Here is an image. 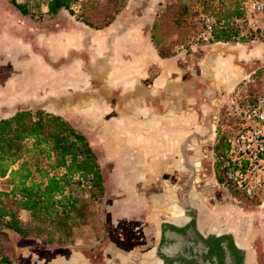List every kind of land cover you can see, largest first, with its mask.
<instances>
[{
  "label": "crops",
  "instance_id": "0c3cea01",
  "mask_svg": "<svg viewBox=\"0 0 264 264\" xmlns=\"http://www.w3.org/2000/svg\"><path fill=\"white\" fill-rule=\"evenodd\" d=\"M147 2L148 7L143 5ZM159 2L132 0L101 29L79 23L61 9L45 15L42 28L0 31V63L14 69L0 88V100L8 106L50 103L66 120L72 115L79 118L77 129L98 156L106 181L109 237L104 240L90 226H83L77 230L83 235L65 247L69 254L53 257L51 264H163L156 255L161 226L181 228L191 221L186 190L182 193L180 185L171 183L158 192L153 188L164 173L178 180L187 172L182 147L194 125L181 100L187 97L188 85L202 78L196 75L189 80L188 72L195 70L186 64L185 54L163 57L151 40ZM12 22L7 19V26ZM220 48L215 46L217 51ZM208 55L203 62L207 68L223 61L216 53L214 59ZM196 221L206 236L232 233L221 216L212 219L211 233L205 234ZM125 224L132 229L130 234H124Z\"/></svg>",
  "mask_w": 264,
  "mask_h": 264
},
{
  "label": "rangeland",
  "instance_id": "374dc122",
  "mask_svg": "<svg viewBox=\"0 0 264 264\" xmlns=\"http://www.w3.org/2000/svg\"><path fill=\"white\" fill-rule=\"evenodd\" d=\"M17 1L20 2L21 0ZM130 1L132 0H100L85 4L76 13L69 10L67 12L77 22L99 29L111 24L131 5ZM45 4L46 0L30 2L27 4L28 14L23 16L21 13H18L17 9L8 0H0V31H33L36 28H42V24L45 23L44 19H48L45 16L47 14L44 13L46 10ZM143 5L148 7L149 2ZM138 6L139 4L137 8ZM202 13V7L195 0H161V2L155 4L153 24H158L161 52L169 55L168 57L181 52L184 53L186 60L188 58L186 64L193 66L192 69L195 70V73L188 72L187 77L189 80L192 79V76L197 75L198 77H202L199 80L203 82L204 78L208 76L204 71L211 69L214 77L213 85L216 90L212 102L215 107L212 122L213 134L210 141L204 144V146H200L198 137H193L195 133L202 134V129L198 125L200 114L197 113L193 104V108L189 107L192 110L191 113L193 112L196 115L195 120L192 119L194 115L189 118L190 123L194 125V129L189 132L187 138L194 144L192 147L194 154L188 153L187 167V172H194L192 183L189 177L187 179L183 178L185 172L180 179L177 176L178 180L164 173L163 179L157 180L154 185L155 187H152L158 192L160 188L177 184L181 186L182 193L186 190V209L188 206H191L193 209L187 211V214L194 217L195 210L197 213L200 212L199 225L201 229L205 230V234L209 231L214 232L213 226L210 223H212V219H218L219 216H221L223 224L231 226L230 229L235 235L240 224L241 227H239L240 229L242 228V233L240 237L236 236L237 243L241 247H245L251 264L252 262L253 264H264V196L247 198L232 187L226 178V170L224 171L223 168V165L225 166V157L221 152L222 146L224 147L227 144L228 139L234 132L235 121L228 110L230 103L235 101L241 105H248L253 103L259 96H264V13L252 14L245 11V17L238 22L240 31L238 37L244 38L245 43H240V40L236 39L225 44L212 43L210 38L206 40L201 20ZM10 18L13 22L7 26V19ZM215 46L221 47L220 51H217ZM33 50L40 52L35 46H33ZM210 52L216 53L219 59L223 61L218 64H211L207 68V65L204 64V66L203 62ZM200 65H203L201 69ZM12 73H14V69L11 66L0 63V88L1 86L4 87L5 79ZM196 82L194 81L191 85H194ZM3 103L0 100V119L14 114L20 105H41L46 113L56 115L60 113H58L56 107H51L50 103L46 104L45 102L38 104L28 101L24 104H9V106ZM77 119L79 118L72 115L71 120L67 121L77 129ZM218 143L221 146H218L215 150ZM181 158L182 165L185 166L184 158ZM216 161L221 164L218 171L215 170ZM187 181L191 186H185ZM10 189L11 187L7 183V179H0V192H9ZM104 203L105 194L100 203L96 201L91 202L88 212V222L85 223V226H90L97 232V236L101 235L105 240L110 233L106 232ZM159 214L161 213L157 214V220H161ZM18 216L22 223L30 228L31 233L27 238H21L12 231H8L7 238L0 236L1 254L11 264H31L33 262L34 264H51L53 257L68 255L69 252H67L65 247L73 245L77 235H83L81 232L77 234V230L79 229H75L70 236V240H68V245H47L43 243V233L38 234L33 228L29 212L19 211ZM125 225L127 227L124 228V234H130L132 229L128 224ZM247 232L249 237L243 235ZM111 236L116 237L117 234L113 233ZM178 243H170L165 247V250L173 251V246H176ZM99 245L98 243L95 246ZM121 246L129 247V245H124L123 243H121Z\"/></svg>",
  "mask_w": 264,
  "mask_h": 264
},
{
  "label": "trees",
  "instance_id": "16d2710c",
  "mask_svg": "<svg viewBox=\"0 0 264 264\" xmlns=\"http://www.w3.org/2000/svg\"><path fill=\"white\" fill-rule=\"evenodd\" d=\"M36 0H8L23 16L27 4ZM251 0H195L202 15L213 18L210 41L229 43L239 38L238 22L245 17ZM72 0H46L47 15L61 9L70 11ZM90 2L83 3V6ZM89 26V25H87ZM92 28L91 26H89ZM106 27V26H104ZM95 29V28H94ZM101 29V28H99ZM158 24L154 23L151 40L159 54ZM21 106V105H20ZM0 119V179H7L11 189L0 192V236L8 231L21 238L31 230L19 219V211L29 212L36 233H43V243L65 246L73 231L85 226L92 201L100 203L106 190L104 175L87 137L63 117L46 113L44 108L20 109ZM221 146L218 143L215 150ZM228 144L222 146L225 153ZM221 164L216 161L215 170ZM224 171L226 170L223 165ZM0 264H11L1 254Z\"/></svg>",
  "mask_w": 264,
  "mask_h": 264
},
{
  "label": "flooded vegetation",
  "instance_id": "af4514ba",
  "mask_svg": "<svg viewBox=\"0 0 264 264\" xmlns=\"http://www.w3.org/2000/svg\"><path fill=\"white\" fill-rule=\"evenodd\" d=\"M204 72L207 73V78H204L203 82L199 80L194 83V85H196L195 87L191 85L193 83H190L188 86V93L190 92V94H187V97L190 96L191 98L187 101L186 97L185 101H181L184 108L186 105L188 109L189 107L193 108L195 106V110L200 114V121H198V125L202 129V134L198 137L200 146H204V144L210 141L213 131L212 134H210L208 126L213 128L212 122L215 113V107L212 103L213 95L216 90L213 85V73L209 69ZM192 104L194 106H192ZM192 115H194L192 119L195 120L196 115L190 111L188 115L189 118H191L190 116ZM193 146L194 144L187 139L182 147L183 154H187V157L183 155L186 167H188V153L194 154V150L192 149ZM194 156L196 157V155ZM192 170L195 171L194 168H192ZM193 173L192 171H190V173L185 172L183 178L187 179V177H189L192 183ZM185 186L189 187L191 184L187 181ZM186 210L191 211L193 209L191 206H188ZM188 217L191 221L181 228L172 227L169 224H163L161 226V238L157 244L156 255L162 260L163 264H248V261L250 263L247 250L243 249L237 243L235 234L231 233L225 236H215L211 234L207 236L203 235L198 230L196 221L198 219V227L201 229L199 225V219L201 217L200 212L197 213L195 210V216ZM202 231L205 232L204 230ZM211 232L212 231H209V233ZM248 232L243 235L249 237ZM170 234L177 235L180 241H177V238H171ZM175 242L179 243L173 248V251L165 250L167 245Z\"/></svg>",
  "mask_w": 264,
  "mask_h": 264
},
{
  "label": "built area",
  "instance_id": "2783aa9c",
  "mask_svg": "<svg viewBox=\"0 0 264 264\" xmlns=\"http://www.w3.org/2000/svg\"><path fill=\"white\" fill-rule=\"evenodd\" d=\"M88 1L100 0H72L70 11L78 12L80 6ZM246 11L264 13V0H251ZM201 20L208 40L214 20L208 15H202ZM228 110L235 124L234 132L227 141L226 178L237 192L247 198L264 196V96H259L248 105L232 101Z\"/></svg>",
  "mask_w": 264,
  "mask_h": 264
},
{
  "label": "water",
  "instance_id": "95a60500",
  "mask_svg": "<svg viewBox=\"0 0 264 264\" xmlns=\"http://www.w3.org/2000/svg\"><path fill=\"white\" fill-rule=\"evenodd\" d=\"M208 57L214 59V57H215V53L210 52L209 55H208ZM206 62L209 63L210 61H207V60H206ZM213 81H214V80H213ZM192 83H193V82H192ZM190 98H191V97L188 96V97H187V101H188ZM185 100H186V98H184V99L181 100V101H185ZM34 107H41V105H37V106H35V105H21V106H20V109H24V108H34ZM189 111H190V110L187 108V110H186L185 112L188 113ZM208 129H209V131H210V134H212L213 128H212L211 126H208ZM193 137H194V138L199 137V133H195V134H193ZM161 261H162V260H161Z\"/></svg>",
  "mask_w": 264,
  "mask_h": 264
},
{
  "label": "bare ground",
  "instance_id": "6f19581e",
  "mask_svg": "<svg viewBox=\"0 0 264 264\" xmlns=\"http://www.w3.org/2000/svg\"><path fill=\"white\" fill-rule=\"evenodd\" d=\"M174 215V217H176V214H173Z\"/></svg>",
  "mask_w": 264,
  "mask_h": 264
}]
</instances>
